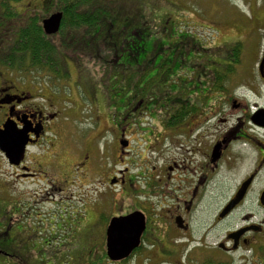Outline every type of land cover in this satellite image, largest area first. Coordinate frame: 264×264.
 <instances>
[{
    "label": "flooded vegetation",
    "instance_id": "af4514ba",
    "mask_svg": "<svg viewBox=\"0 0 264 264\" xmlns=\"http://www.w3.org/2000/svg\"><path fill=\"white\" fill-rule=\"evenodd\" d=\"M248 11L247 17L237 18L236 27L231 31L236 36L232 42H239V47H242V54H238L239 59L242 58L236 62L229 60L234 71L227 75L221 96H205L203 102H208L209 106L196 109V93L190 95V91L217 86L222 81V73L216 72L220 66L214 65L210 59V67L207 68V61L188 57L187 61L193 68L184 74L188 76V110L193 106L197 112L186 114L184 122L175 129L164 130L160 124L158 129V125H155L158 131L173 136L165 149H159L158 157L163 158V152L176 154V150H179L178 158L165 159L158 169L152 167L150 172L142 170L131 175L126 160L129 145L123 148V144L118 143L121 146L118 160L124 169L113 176V186H118L120 191L119 203L114 206L123 205L124 208L121 212L112 213L105 220L102 230H106L112 217H125L132 213L142 216L139 243L128 257L132 255L134 258V253L136 256L143 253L145 258L142 261L150 260V264H264V2L248 8ZM214 42L216 48H223L220 41ZM223 51L219 52L220 60ZM232 52H239V49ZM240 65L241 72L236 77ZM80 70H83V66H73L74 73ZM2 72L0 128L6 120H11L18 129L25 127L28 130L31 142L27 147L42 144L57 147L61 132L67 133L66 122L70 123L66 109L58 108L65 98L50 92L43 93L39 87L21 89L11 79V73ZM67 73L71 76L69 70ZM82 77L78 75V79ZM93 108L98 112L100 101L93 103ZM123 108L125 112H120L121 128L125 124L129 127L131 124L128 121L139 116L134 113V104L126 102ZM128 110L134 114H128ZM160 118L161 115L159 118L155 115L152 120ZM89 132L76 134V143L65 152L67 155L74 152L81 155L75 163L69 164L66 173L71 174L74 169L80 172L81 178H86L88 166L104 169L99 161L101 158H98L100 151L97 140L90 138ZM62 136L65 138L64 134ZM124 136L125 133L119 134L120 139ZM157 137L156 131L152 138L158 142ZM161 143H164L163 139ZM243 150L250 160L248 164L240 166L237 165L239 161L247 158ZM53 154L52 148L48 154L36 157L34 163L37 172L56 170L54 167H43V163H40L58 156ZM225 162V169H236L237 176L245 172L236 186L222 189L218 180L223 178L221 170ZM12 168L18 171L14 179L35 175L26 162ZM60 181L66 183V177ZM135 183H139L138 187L144 190L131 193L129 187ZM163 184L167 186L165 191L162 190ZM99 203H102V199ZM101 218L98 214L93 222L99 223ZM15 235L13 241H8L4 238L6 233L0 234V264H14L15 260H20L22 245L18 234ZM103 244L107 262H112L106 254L105 241Z\"/></svg>",
    "mask_w": 264,
    "mask_h": 264
},
{
    "label": "rangeland",
    "instance_id": "374dc122",
    "mask_svg": "<svg viewBox=\"0 0 264 264\" xmlns=\"http://www.w3.org/2000/svg\"><path fill=\"white\" fill-rule=\"evenodd\" d=\"M12 1L0 0V7H2L0 14L2 12L9 13L12 9L17 13V16L11 21L0 15L2 18L0 20V58L9 54L7 49L11 44L9 41L11 37L14 42L11 30L26 27L31 23V20H27V18L32 11L35 14L39 13L34 9L27 8L34 7L33 4L42 1L44 5H48V12H51L43 18L46 19L55 13L57 6L55 1L49 0H19L20 2L10 3ZM117 1L123 3L124 12H128L132 15L131 17H136L141 23V25H136L140 37L129 34L132 28L126 30L122 39L124 42L121 51L125 48L126 50L131 49L132 52H140L142 58L145 57L147 61H150L146 66L147 69H150V72L145 75L146 79L154 77L157 70L160 69L158 68L159 64L162 62L160 65L164 66L169 55L193 54V58L206 61L209 59L210 52H217L220 49V47H215L216 42L213 43V41L217 40L222 44L223 41H233L236 36L231 31L236 27L234 24L237 22V18L239 16L242 19L247 17L249 15L248 8L259 6L264 2V0H114V2ZM2 3L7 4V7H3ZM9 3L11 6L19 5L15 8L11 7ZM24 9L27 11L25 12ZM7 20L10 25H7ZM102 23L101 32L109 26L107 21ZM80 32V29L75 30L73 35L82 38L83 34ZM57 33L48 37H53V43L56 42L59 45L58 36L54 37ZM59 38L61 41L64 40L63 35H60ZM68 38L66 37L65 40ZM239 45V42H231L224 45V48L228 53L232 47L237 46L235 50L239 49V52H236L238 55L242 54V47ZM72 54L77 55L80 61L77 62L69 56L68 59L62 60L64 70L70 69L72 79L68 78L67 74L65 78H62L64 75L60 76L46 71L47 67L43 66H40L41 70L30 69L26 62L21 67L15 64L14 66L17 68L14 69V66L8 68L0 65V71L5 74L11 73V79L16 82L19 88L39 87L43 93L50 92L61 98H69L70 101L68 104H58V108L66 109L65 113L70 117V123L66 122L67 133L61 132L59 141H57L58 146L47 147L46 144H42L39 147H27L26 149V159L24 158L20 164L26 162V165L31 168V173H35L34 176L14 179L13 177L18 174V171L12 168L13 165H9L0 153V234L6 233L4 238L8 241H13L15 234H18L22 251L19 254L20 260H15L14 264H150V260L142 261V258H145L143 253L138 256L134 253V258L131 255L127 256V259L124 258L125 260L121 259L123 261L111 260L112 262H107L105 256L103 244L105 229L102 230L105 227L104 222L111 217L112 213L121 212L124 208L123 205L114 206L119 203L120 191L118 186L112 185L114 183L113 176L124 169L118 160L121 147L118 143L123 144V148L129 145V150L126 153L127 159H125L131 175H136L142 170L150 172L152 167L158 169L163 160L171 157L178 158L180 152L175 149L176 154H172V151L169 154L163 152V158L158 157L159 149H165L173 136L155 128V125H158V129H160V125L159 119L154 121L150 119V114L152 115L153 112L141 111L142 107H136L134 113L139 116L136 120H129L128 123L131 125L128 127L125 124L123 128L116 125V123L119 125L120 122L115 120H119L120 117H116L113 122L114 116L106 114L103 107L98 108L97 112V109L89 103L103 101L101 96L108 88V79L104 78L97 59L86 60L81 57L80 53ZM151 55H154L153 59L150 57ZM59 60L56 58L54 67L59 65L57 63ZM74 62L89 70V76L86 78L96 85L97 91L87 94L82 87L78 86L77 73L73 71V66L78 65ZM59 66L61 67V65ZM166 70L167 67L166 69L162 67L161 75L155 81L156 86L164 83L161 78L162 76L166 77ZM240 72L241 65L236 70V77ZM56 75L58 78L55 77ZM110 82L115 83L114 80H110ZM236 82L237 78L234 85ZM111 83L110 89H113ZM135 88L136 86H133L132 90ZM118 89L116 92L119 91ZM88 91L89 89H86V92ZM116 92L114 90L112 94L116 96ZM80 100L86 103V105L84 103V107ZM79 108L81 109L79 110ZM159 116L156 115L158 118ZM107 118L108 120H106ZM88 131H90L88 136L97 140L96 144L100 151L98 158H101L99 161L103 163L104 169H98L94 165L88 166L86 178H81L80 172L77 173L74 169L71 174L66 173L69 164L75 163V160L79 159L81 155L77 152L67 155L65 152L76 143L74 139L76 134ZM156 131L158 132V142L152 138ZM121 133H125L124 139L121 138L124 141L119 138ZM148 133H150L149 136L145 135ZM63 134L65 138L62 136ZM162 139L164 143H161ZM84 147L87 145L84 144ZM52 148L55 152L53 155L57 154L58 156L53 157L54 159L51 157L48 160L40 161V163H43V167H54L56 170L48 169L47 173L37 172L34 163L37 161L36 157L48 154ZM244 156L247 158L241 159L237 165L244 166L249 163L250 159L248 160L247 153H244ZM225 166L226 162L222 165L224 169L221 170L223 178L218 180L222 189L236 186L245 172L237 176L236 169L231 170L227 167L225 169ZM64 177H66V183L60 181ZM138 186L139 183L130 186L131 193L135 194L140 192L138 190H144L143 187ZM162 187L163 191L167 188L165 184ZM139 196L142 197V194L140 193ZM101 199L102 203H99ZM98 214L102 217L100 222H93Z\"/></svg>",
    "mask_w": 264,
    "mask_h": 264
},
{
    "label": "trees",
    "instance_id": "16d2710c",
    "mask_svg": "<svg viewBox=\"0 0 264 264\" xmlns=\"http://www.w3.org/2000/svg\"><path fill=\"white\" fill-rule=\"evenodd\" d=\"M18 1L19 0H13L10 3H16ZM49 1H55L57 5H55V12L58 11L62 13L61 27L57 35L54 36H58L59 45H57L56 42L53 43V37L49 38L42 30L40 22L51 12H48V5H44L42 1H39L33 4L34 7L27 8L39 12L38 14H35L32 11L29 14L27 20H31V23L27 24L26 27L11 30L14 42L11 37L9 40L11 41V44L9 49H7L9 54L0 58V65L9 68L16 64L18 67H21L26 62V65L30 69L34 68L41 70L40 66H43L44 68L47 67L49 69L45 68L46 71L53 74H59L60 76L64 75L62 78H65V75L67 74L68 78L72 79V75L69 76L67 70H64L62 60L68 59L69 56L79 62L80 58L72 53H80L81 57L86 60L93 58L97 59L104 78L108 79V88L103 92V95L101 96L103 101H100V104L101 107L105 109L106 114L114 116L112 118L113 122H120L119 125L116 123L117 127H120L122 122L120 119H116L115 121L114 119L121 116V111L125 112L123 104L128 102L129 105L134 104L135 108L142 107L141 111L153 112L152 115L150 114L151 119L155 115L160 114L162 118L159 119V124L164 130L178 128L184 122L186 114L189 112H197L196 109H198L199 106H209L208 102H206L207 104H204L203 102L205 96H221V88L226 84L227 75L234 71L229 60L236 62L239 59V55L233 52L231 53V51L236 49L237 46H235L233 50L230 49L228 53L224 46L217 52L209 53L208 58L210 61H212L214 65L220 66L216 72L220 71L222 73V81L219 84L217 83V86L211 88L207 86L198 90L192 89L190 95L196 93L194 99L197 107L194 109L193 106H191V110L189 111L190 97L186 90L188 76L184 74L188 70L193 69L187 61L188 57H193V54L186 55L185 53H182L178 56L175 54L167 56V60L165 61L167 64L165 63L163 66L160 65L161 62L158 67L160 69L157 68L158 70L154 77L146 79L145 75L150 72V69H147L146 66L150 61H147L145 57L142 58L140 52H132L131 49L126 50L125 48L121 51V46L124 42L122 39L125 36L126 30L132 28L129 34H134L136 37H140L136 25H141L136 17H131L132 15L128 14V12H124L122 7L123 3H119L118 1L114 2V0ZM10 3L9 5L11 6ZM1 5L7 7V4L5 3H2ZM17 6L14 5L11 7L17 8ZM1 9L2 7H0V10ZM27 9H24L25 12ZM0 15L1 17H7V19L11 21L17 16V13L12 9L9 13L2 12ZM1 17L0 20H2ZM106 21L109 26L106 30L101 32L103 25L102 22L105 23ZM7 25H10L8 20ZM78 29H80V33L83 34L82 38H77L73 35V31ZM60 35L64 36V42L60 40ZM66 37L69 38L65 40ZM231 42L232 41H223V44L226 46L227 43ZM56 45L59 47V50H57L58 47ZM222 50H224L222 52L223 58L220 60L221 55L219 52ZM154 55H151L150 57L153 59ZM56 58L61 60L57 61V63H59L62 68L59 65L56 66L59 67L58 69L53 66V64H56ZM206 61L207 68H209V60L207 59ZM77 62L74 63L78 65ZM29 63L31 65H28ZM162 67H165V69L167 67L165 73L166 77L163 78L162 76L161 81L164 83L156 86L155 81H157L158 77L161 75ZM14 68L17 67L14 66L13 69ZM88 71V69L83 67V70L76 73L79 84L78 86L82 87L85 93L90 94L92 91H97V87L90 79L86 78V76H89ZM79 74L83 76L80 79H78ZM206 76L208 77V74H206ZM55 77L58 78L57 75ZM110 80H114L115 83L112 84ZM110 83L112 84L113 89H110ZM219 85L222 86L219 87ZM133 86H136V88L132 90ZM117 88H119L118 92H116ZM86 89H89V91L86 92ZM114 90L116 96L112 94ZM67 101L69 100L64 101L63 104H67ZM80 102L83 104L82 107H84L85 102L81 100ZM89 104L93 107V102ZM80 109L81 108H79V110ZM127 113L130 114L133 112L128 110ZM106 120H108V118Z\"/></svg>",
    "mask_w": 264,
    "mask_h": 264
},
{
    "label": "water",
    "instance_id": "95a60500",
    "mask_svg": "<svg viewBox=\"0 0 264 264\" xmlns=\"http://www.w3.org/2000/svg\"><path fill=\"white\" fill-rule=\"evenodd\" d=\"M62 19L61 13H54L42 21L47 34L58 31ZM28 130L17 129L13 121L7 120L0 128V152L9 165L18 166L24 159L25 149L30 142ZM143 219L139 213H132L125 217H115L106 229V254L113 260L126 258L139 243L140 229Z\"/></svg>",
    "mask_w": 264,
    "mask_h": 264
}]
</instances>
